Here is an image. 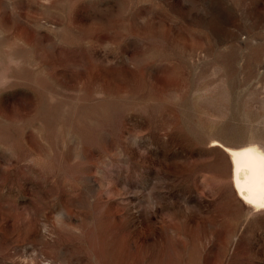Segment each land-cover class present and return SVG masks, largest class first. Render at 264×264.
I'll use <instances>...</instances> for the list:
<instances>
[{"label": "rangeland", "instance_id": "obj_1", "mask_svg": "<svg viewBox=\"0 0 264 264\" xmlns=\"http://www.w3.org/2000/svg\"><path fill=\"white\" fill-rule=\"evenodd\" d=\"M213 139L264 149V0H0V264H264Z\"/></svg>", "mask_w": 264, "mask_h": 264}, {"label": "bare ground", "instance_id": "obj_2", "mask_svg": "<svg viewBox=\"0 0 264 264\" xmlns=\"http://www.w3.org/2000/svg\"><path fill=\"white\" fill-rule=\"evenodd\" d=\"M211 144L220 146L228 156L235 197L251 211L264 209V149L251 140L226 144L213 139Z\"/></svg>", "mask_w": 264, "mask_h": 264}]
</instances>
